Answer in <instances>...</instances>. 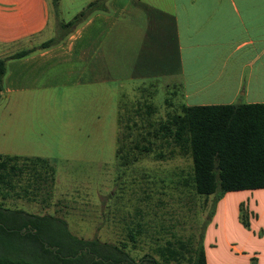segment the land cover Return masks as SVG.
<instances>
[{"label": "rangeland", "instance_id": "1", "mask_svg": "<svg viewBox=\"0 0 264 264\" xmlns=\"http://www.w3.org/2000/svg\"><path fill=\"white\" fill-rule=\"evenodd\" d=\"M47 6L46 29L31 41L4 45L0 57L48 39L52 40L49 48L67 55L59 57V64L50 61L45 75L28 78L29 90L1 94L0 154L48 159L54 168V184L48 198L0 199V205L52 214L79 238L124 241L134 259L154 255L153 248L165 241L175 245L176 240L186 241L194 247L200 237L208 264L213 257L220 264H233L235 255L227 243L245 252L259 251L258 264H264V188L230 191L216 206L213 195H197L180 185L189 172L188 157L170 154L169 148L160 150L159 140L152 137V152L131 149L135 142L146 144L139 135L155 128L183 103L176 75L141 81L132 77L138 75L133 72L128 78L119 55L114 67L110 65V77L103 79L106 66H100L98 84L76 85V66L67 65L68 59L91 35L88 31L84 36L83 31L78 40H71L79 23L61 24L81 10L80 1L62 0L54 9L47 0ZM104 37L107 42V34ZM146 105L152 109L149 113ZM121 144L123 151H117ZM125 151L128 155L121 157ZM157 152L163 157L157 158ZM136 223L143 228L131 249L126 233ZM181 250L187 256L185 248ZM243 258L235 264H243Z\"/></svg>", "mask_w": 264, "mask_h": 264}, {"label": "crops", "instance_id": "2", "mask_svg": "<svg viewBox=\"0 0 264 264\" xmlns=\"http://www.w3.org/2000/svg\"><path fill=\"white\" fill-rule=\"evenodd\" d=\"M78 1L82 9L93 0ZM47 22V0H0V53L4 45L35 39ZM75 29L71 40H78L83 31L91 35L68 59L67 65L76 66V85L98 84L100 66H106L103 79L110 77V65L121 55L128 78L133 72L141 81L175 74L180 104L264 102V0H104L103 8L92 11ZM118 42L120 53L115 51ZM57 49L6 60L0 96L29 90L28 78L45 75L50 61L59 64V57L67 55ZM227 248L235 255L233 264L243 256V264H258L261 258L259 251L245 252L231 243ZM212 264L220 261L213 257Z\"/></svg>", "mask_w": 264, "mask_h": 264}, {"label": "trees", "instance_id": "3", "mask_svg": "<svg viewBox=\"0 0 264 264\" xmlns=\"http://www.w3.org/2000/svg\"><path fill=\"white\" fill-rule=\"evenodd\" d=\"M103 2H88L61 26H75L92 11L103 8ZM50 3L56 9L58 0ZM51 43L48 39L0 57V91L6 60L23 58ZM150 110L146 105V112ZM139 136L146 144L133 143L131 149L137 152H152V137L159 140L160 150L169 148L170 154L188 157L189 172L180 179V185L197 195H213V203L226 192L264 188V102L180 104L177 112L167 114L155 128ZM123 149L121 144L117 151ZM156 157H163L162 152ZM53 184L54 168L48 159L0 154L1 200H30L41 195L48 198ZM134 227L126 233L131 249L136 247L135 236L143 228L141 223ZM164 243L153 248L154 255L147 253L134 259L124 241L79 238L70 233L63 219L52 214H31L0 205V264H205L200 237L194 247L186 241L176 240L177 246L170 241Z\"/></svg>", "mask_w": 264, "mask_h": 264}]
</instances>
